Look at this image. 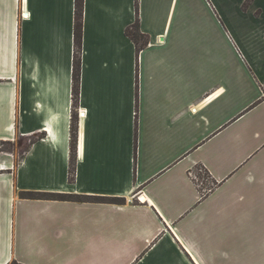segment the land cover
Listing matches in <instances>:
<instances>
[{
	"label": "crops",
	"instance_id": "crops-1",
	"mask_svg": "<svg viewBox=\"0 0 264 264\" xmlns=\"http://www.w3.org/2000/svg\"><path fill=\"white\" fill-rule=\"evenodd\" d=\"M246 1L84 0L75 104L77 0H0V264H264V0Z\"/></svg>",
	"mask_w": 264,
	"mask_h": 264
},
{
	"label": "trees",
	"instance_id": "trees-1",
	"mask_svg": "<svg viewBox=\"0 0 264 264\" xmlns=\"http://www.w3.org/2000/svg\"><path fill=\"white\" fill-rule=\"evenodd\" d=\"M251 2V0H247L245 3V7H248V4ZM84 0H77L76 3V20H75V48H76V55L74 57V73H73V85H74V90H73V97H74V102L75 104L78 101L79 97V90H80V83H81V73H82V63H81V49H82V38H83V21H84V6H83ZM139 20L135 22L134 25H131L127 27L126 29V35L130 38L131 41L136 46L137 52L140 53L143 49H145L149 43V36L145 35L141 32L140 30V24ZM138 115L136 111V116ZM73 132V130H72ZM73 137H74V132H73ZM206 175L208 176L207 172H205ZM75 175V169L72 166V171H71V177L70 180L73 181ZM24 196V195H23ZM26 197H30L31 199H42V200H59V201H64L67 198L64 196H59V195H42V194H28L25 195ZM94 199L93 197H85V198H80L78 199L79 201L82 200H92ZM110 200L111 202H114L116 204H123L124 200L123 199H107ZM9 264H20L18 263L17 260H14L10 262Z\"/></svg>",
	"mask_w": 264,
	"mask_h": 264
},
{
	"label": "rangeland",
	"instance_id": "rangeland-1",
	"mask_svg": "<svg viewBox=\"0 0 264 264\" xmlns=\"http://www.w3.org/2000/svg\"><path fill=\"white\" fill-rule=\"evenodd\" d=\"M3 147H4V149L5 148L6 149H9V146L8 145H4ZM199 173L202 175L201 178H200L199 183L200 184H202V183L205 184L204 186L211 185L210 180H209L208 176L206 175V173L205 172H201V171H199ZM204 186H202V187H204Z\"/></svg>",
	"mask_w": 264,
	"mask_h": 264
},
{
	"label": "built area",
	"instance_id": "built-area-1",
	"mask_svg": "<svg viewBox=\"0 0 264 264\" xmlns=\"http://www.w3.org/2000/svg\"><path fill=\"white\" fill-rule=\"evenodd\" d=\"M24 17L26 18L27 16L24 14Z\"/></svg>",
	"mask_w": 264,
	"mask_h": 264
}]
</instances>
